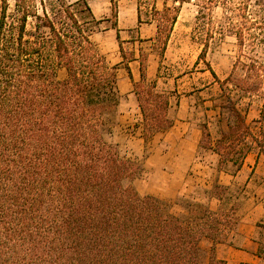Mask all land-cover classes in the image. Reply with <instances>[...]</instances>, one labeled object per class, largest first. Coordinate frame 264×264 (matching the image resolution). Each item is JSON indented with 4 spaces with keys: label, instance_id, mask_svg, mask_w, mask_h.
<instances>
[{
    "label": "trees",
    "instance_id": "16d2710c",
    "mask_svg": "<svg viewBox=\"0 0 264 264\" xmlns=\"http://www.w3.org/2000/svg\"><path fill=\"white\" fill-rule=\"evenodd\" d=\"M150 1L157 39L165 46L182 4L197 3L203 26L222 0H165L162 10L158 0H137L139 24ZM81 3L89 10L85 0H16L10 14L8 0H0V264H226L214 246L207 255L201 242L225 243L235 231L238 206L230 204L229 189L214 187L212 197L222 202L217 210L185 200L183 212L174 214L169 203L138 193L133 181L141 166L121 158L107 141L120 105L117 70L125 64L124 49L118 33L123 62L111 66L73 10ZM255 5L261 21L253 23L264 25V0ZM117 14L113 10L115 20ZM229 29L246 38L242 28ZM261 67L254 60L249 69ZM61 69L64 80L57 76ZM140 70L133 86L147 140L173 122L165 116L169 96L145 81L142 62ZM209 71L223 91L231 84L253 96L260 92L259 80L221 81ZM229 110L234 122L216 151L225 164L245 143L240 169L253 147L264 154V129L255 136L238 108ZM258 255L264 258V247Z\"/></svg>",
    "mask_w": 264,
    "mask_h": 264
},
{
    "label": "rangeland",
    "instance_id": "374dc122",
    "mask_svg": "<svg viewBox=\"0 0 264 264\" xmlns=\"http://www.w3.org/2000/svg\"><path fill=\"white\" fill-rule=\"evenodd\" d=\"M77 1L79 0H65L67 4ZM85 1L89 10L83 3L74 6L73 10L84 28L90 31V38L98 51L111 66L121 64L123 56L117 39L118 33L124 49L125 64L119 65L117 70L120 105L111 119L106 139L118 148L121 158L136 161L141 166L140 176L133 181V186L141 196H152L169 203L174 214L183 212L181 205L185 200L214 206L211 202L212 196L218 193V189L214 188L216 181L210 187L190 178L183 181L181 177L179 181H173L166 168L162 169L161 162L147 161L152 149L158 144V139L166 131L153 132L147 140L144 139L143 116L134 93L133 83L136 82L133 76L132 79L130 77L129 63L137 61L132 64V69L141 76L142 62L145 81L149 84L156 83L157 90L169 96L170 106L165 116L170 121H189L196 132H201L199 159L206 157L204 153L213 147L214 139L218 140V150L224 147L220 140L225 132H229V124L234 122L229 110L232 105L245 116L254 135L260 137L261 130L264 129V25L253 23L254 20L261 21V11L255 5V0H222L213 8L212 19L203 26L197 20V3L182 4L178 21L165 46L157 39L158 26L152 15L153 1L146 8L142 7V24L138 23L137 0ZM164 1L156 2L158 10L163 9ZM15 2L16 0H8L10 14L14 12ZM167 3L171 5L170 0ZM38 7L40 8L39 3ZM115 9L118 13L117 20L113 15ZM94 18L99 24L94 22ZM115 22L117 29H114ZM32 25L33 21L29 20V27ZM232 25L242 28L246 38H237L233 31L229 32ZM254 60L262 66L258 72L249 69ZM209 68L221 81L230 76L249 82L259 80L260 92L253 96L231 84H226L223 91ZM57 76L64 80L67 73L61 69ZM125 85L130 86L135 98H129L125 94ZM229 95L231 102L228 101ZM260 114L263 118L255 119ZM254 149L258 147L255 146ZM236 150L237 153L230 157V161L221 164L231 174L242 160L239 154L245 153L247 147L245 143H241ZM244 178L245 175H242L230 191L234 196L230 204L237 205L238 209L243 200L241 189Z\"/></svg>",
    "mask_w": 264,
    "mask_h": 264
},
{
    "label": "crops",
    "instance_id": "0c3cea01",
    "mask_svg": "<svg viewBox=\"0 0 264 264\" xmlns=\"http://www.w3.org/2000/svg\"><path fill=\"white\" fill-rule=\"evenodd\" d=\"M136 62L129 63L134 82L141 81L140 74L132 69V64ZM125 94L129 98L134 97L128 85H125ZM262 118L260 114L255 119ZM191 126L189 121L175 119L173 126L158 139L147 161L161 162L162 169L166 168L173 181H179L181 177L183 181L190 178L206 187L216 181L229 191L245 175L241 189L243 200L237 211L238 224L235 231L225 243L215 245L211 240L203 239L201 248L210 255L214 246L215 257L224 260L226 264H264V258L258 255L259 249L264 247V154L253 147L246 154L241 168H236L235 173H228L222 168L221 156L216 151L218 140L214 139L213 147L204 153L206 157L203 160L198 158L202 134ZM212 200L214 206L211 208L217 210L222 202L216 198Z\"/></svg>",
    "mask_w": 264,
    "mask_h": 264
}]
</instances>
